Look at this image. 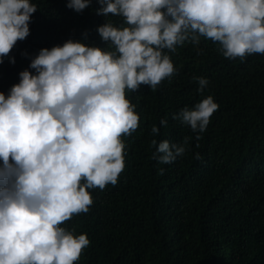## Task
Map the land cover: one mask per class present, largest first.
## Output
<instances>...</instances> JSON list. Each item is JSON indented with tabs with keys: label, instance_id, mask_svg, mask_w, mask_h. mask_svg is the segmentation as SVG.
<instances>
[{
	"label": "clouds",
	"instance_id": "clouds-1",
	"mask_svg": "<svg viewBox=\"0 0 264 264\" xmlns=\"http://www.w3.org/2000/svg\"><path fill=\"white\" fill-rule=\"evenodd\" d=\"M97 14L119 16L97 31L111 50L69 39L43 48L7 97L0 92V264H76L90 241L61 225L87 213L89 189L115 186L125 168V143L140 117L126 90H155L176 69L165 52L201 37L228 59L264 54V0H97ZM91 0H69L76 12ZM31 0H0V63L29 34ZM86 35V34H85ZM14 63V59L11 61ZM197 91L209 81L195 77ZM219 105L209 95L173 119L193 133L206 131ZM167 127V120L160 121ZM152 134L159 128L152 126ZM180 144L163 140L153 157L171 164ZM199 145L197 144V147ZM199 159V154H196ZM164 169H160L163 174Z\"/></svg>",
	"mask_w": 264,
	"mask_h": 264
},
{
	"label": "trees",
	"instance_id": "trees-1",
	"mask_svg": "<svg viewBox=\"0 0 264 264\" xmlns=\"http://www.w3.org/2000/svg\"><path fill=\"white\" fill-rule=\"evenodd\" d=\"M68 2L31 0L37 11L30 34L0 63L6 97L22 71L36 74L30 64L43 48L71 39L111 50L97 29L123 18L97 14V0L82 12ZM165 52L176 69L170 79L155 90H126L140 120L122 136L125 168L117 184L89 189V211L61 225L90 241L76 264H264V54L228 59L204 37L198 46L186 42ZM195 77L209 81L202 93ZM209 95L219 108L197 140L173 115ZM185 137H191L187 150L173 163L153 157V140L180 144Z\"/></svg>",
	"mask_w": 264,
	"mask_h": 264
}]
</instances>
